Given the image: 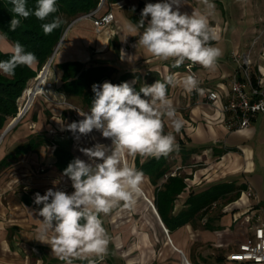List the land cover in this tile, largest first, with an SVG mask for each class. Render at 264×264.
I'll return each instance as SVG.
<instances>
[{
	"label": "crops",
	"instance_id": "crops-1",
	"mask_svg": "<svg viewBox=\"0 0 264 264\" xmlns=\"http://www.w3.org/2000/svg\"><path fill=\"white\" fill-rule=\"evenodd\" d=\"M157 2L162 0L105 2L103 8L115 12V35L109 28L98 31L88 16H78L68 24L52 63L55 88L67 102L38 100L0 147V264H67L52 254L50 245L35 239L43 220L38 214L42 205L34 203L35 193L55 190L47 176L70 185L67 193L74 191L71 179L56 165L57 147L63 146L75 158L90 163L81 149L112 145L99 130L81 134L68 129L71 123L84 119L77 110L90 111L94 93L91 87L78 95L68 93L65 84L76 81L80 73L65 81L64 63L81 62L82 70L98 67L103 74L97 84L137 81L133 84L137 91L144 83L151 85L168 75L176 74L180 80L185 74H195L201 88H215L226 100L237 68L231 54L248 52L254 78L264 80V0H209L213 9H207L203 0H181V13L211 12L209 24L220 36L211 44L223 50L214 69L187 60L174 68L173 60H158L143 47H134L143 29L130 32L128 25L136 26L145 5ZM1 42L6 44L5 50H13L7 39ZM243 82L250 90L249 82L244 78ZM168 97L183 127L176 132L172 122L165 119L164 131L175 135L178 149L159 158L125 155V162L144 174L141 194L134 204L121 202L108 215L102 214L111 240L107 255L102 261L97 259V264H264L227 258L256 227L264 225V114L259 112L249 127L230 130L222 122L220 104L206 101L203 93L195 100L193 91L177 84L169 86ZM19 146L24 147L23 152L16 154ZM6 160L10 163L1 167ZM154 161L166 170L159 177L142 168ZM176 175L184 178L186 186L177 195L170 216L189 208L193 194L219 183L245 184L246 188L235 198H228L234 192L223 198L212 209L208 223L194 218L171 226L167 236L163 225L168 226L156 205L157 191ZM25 185L28 192L23 189ZM248 187L253 194L247 192ZM72 264H88V260L73 259Z\"/></svg>",
	"mask_w": 264,
	"mask_h": 264
},
{
	"label": "clouds",
	"instance_id": "clouds-1",
	"mask_svg": "<svg viewBox=\"0 0 264 264\" xmlns=\"http://www.w3.org/2000/svg\"><path fill=\"white\" fill-rule=\"evenodd\" d=\"M10 3L11 31L20 26L21 19L34 15L45 21L58 11L57 0H36L34 10L27 7V0H10ZM203 3L207 9L214 8L209 0ZM180 5L181 0L147 3L138 24L128 25L130 32L143 29L134 47H143L155 59L173 60L174 68L187 60L214 69L223 50L211 44L220 39L217 29L209 24L211 12L193 11L189 15L181 13ZM60 25V18L54 17L41 27L44 34L49 35ZM5 39L6 34L0 33V41ZM36 62V55L16 42L10 59L0 61V72L14 75L17 67H32ZM52 63L53 60L51 69ZM136 82L105 81L92 85L94 99L90 111L77 110L84 119L67 127L81 134L99 130L104 138L112 140L111 147L96 144L81 149L91 162L77 157L69 163L63 174L72 181V193L51 188L43 195L35 193L34 203L42 205L38 214L43 217L35 239L50 245L52 254L67 264H72L73 259H86L88 264H97V259L102 261L111 240L103 226L102 214L108 215L121 202L126 206L134 204L141 194L144 174L129 166L125 155L159 158L178 149L175 135L164 131L165 119L172 122L176 132L183 127L168 97L169 86L180 84L188 92H203L195 74H185L180 80L176 74L168 75L151 85L144 83L138 91L133 87ZM261 84L264 85V80Z\"/></svg>",
	"mask_w": 264,
	"mask_h": 264
},
{
	"label": "trees",
	"instance_id": "trees-1",
	"mask_svg": "<svg viewBox=\"0 0 264 264\" xmlns=\"http://www.w3.org/2000/svg\"><path fill=\"white\" fill-rule=\"evenodd\" d=\"M101 0H57L58 11L51 14L45 21L37 19L34 15H31L27 19H21L20 26L15 31H11L9 28L10 21L13 19V13L11 12L12 5L10 0H0V33L6 34V39L14 44L16 42L21 43L26 51L33 52L37 57V62L32 67L19 66L15 69L14 75H6L0 72V134L6 128L7 124L13 119L19 112L18 99L24 94L29 81L34 78L38 70L49 60L52 56L61 36L68 24L80 15L87 14L96 9ZM113 0H106L110 2ZM36 0H27V7L34 10ZM54 17H59L61 25L54 30L51 34L45 35L41 25L53 20ZM0 41V61L9 60L13 50H5L2 47ZM64 75L65 81L68 77L75 76L80 73L76 78V81H71L65 84V90L68 93L76 94L82 93V91L92 85L97 84L102 77L103 71L98 69L89 68L82 70L83 64L81 62H69L64 63ZM82 70V71H81ZM76 84V85H74ZM74 85V86H73ZM90 95V94H89ZM89 98V96H87ZM89 102L90 98L88 99ZM9 121V122H8ZM2 130V131H1ZM25 146V145H24ZM24 147L19 146L16 154L23 152ZM15 154V155H16ZM57 156L56 165L64 172L70 162L75 157L63 146H59L55 150ZM13 160V159H11ZM10 163V160H6L2 163V166H6ZM145 172H149L157 177L162 175L166 170L161 167V164L155 161L151 164L142 167ZM155 177V178H157ZM186 186V182L182 176H170L168 181L164 184L163 188L157 191V207L158 210L168 226L169 230L175 225L183 224L194 218L203 219L207 217V222L210 220V213L212 205L219 204L222 199L234 192L232 196H229V200L237 197L241 190L246 188L245 184L237 185L234 182L219 183L211 188L202 191L198 194H193L190 199V206L184 209L177 215H169L170 211L174 208V203L177 195ZM227 198V199H228ZM172 226V227H171Z\"/></svg>",
	"mask_w": 264,
	"mask_h": 264
},
{
	"label": "built area",
	"instance_id": "built-area-1",
	"mask_svg": "<svg viewBox=\"0 0 264 264\" xmlns=\"http://www.w3.org/2000/svg\"><path fill=\"white\" fill-rule=\"evenodd\" d=\"M102 1L103 3L101 6L84 16L91 18L98 31H103L104 29L109 28L111 35H115L118 31L115 26V12L112 9L103 10L106 0H101L100 2ZM231 58L237 63V68L232 75V85L226 100L223 99L222 94L217 89L211 87L201 88L199 84V88L203 90L202 93L204 94L206 101L211 103L218 102L220 104V110L223 114L222 122L224 126L230 130L249 127L259 112L264 114V85L261 84L259 78H254L251 72V58L249 57L248 52H233ZM50 67L51 65L45 64L36 77V79H38L36 84L27 89L32 90L33 88H36L39 85L41 74ZM243 78L251 85L250 90H247L244 87ZM194 93L197 96L194 99L197 100L201 92L194 90L193 94ZM55 98L64 103L67 102L63 94H60L59 98L57 96ZM30 107L31 104L28 105L25 103V105L20 108L19 112L21 111L22 116H24ZM47 179L51 186H55V190L67 192L70 188V185L62 183L58 179H52L50 176H47ZM23 189L28 192V185L23 186ZM247 192L249 194L254 193L251 187L247 188ZM216 206L217 204L214 203L212 209ZM202 221L203 223H206L207 217L205 216ZM163 227L166 235L169 236V229L164 225ZM227 258L229 260L264 263V225L256 227L254 234L249 236L245 241L240 242L235 250L228 253ZM187 262L189 263L188 260Z\"/></svg>",
	"mask_w": 264,
	"mask_h": 264
},
{
	"label": "rangeland",
	"instance_id": "rangeland-1",
	"mask_svg": "<svg viewBox=\"0 0 264 264\" xmlns=\"http://www.w3.org/2000/svg\"><path fill=\"white\" fill-rule=\"evenodd\" d=\"M108 7V5L106 4V8ZM103 10H104V8H103ZM72 22V21H71ZM2 45V47L3 48H6V44L4 43V44H1ZM46 64V63H45ZM44 66V65H43ZM43 66L41 67V68H43ZM40 68V69H41ZM39 69V70H40ZM39 70H38V72H39ZM52 70V75H51V77L49 78V81L50 82H52L53 83V86H51V87H47V88H45L44 90H45V92H44V90L43 91H41V94L40 93H37V95H35V97L33 98V101H32V103H31V107H30V109L28 110V112H26V114H24V116H22L21 118H20V120L16 123V125L14 126V127H12V129H10L6 134H5V137H4V141H6L7 139H8V137H9V135L16 129V128H18V126L19 125H21L23 122H24V120H25V118L28 116V114H29V112L31 111V108L33 107V105H35L37 102H38V100H41L42 98H46V99H50V100H58L57 98H55L56 96L59 98V95L60 94H62V93H60V92H58L57 90L58 89H56L55 88V85H54V75H53V73H54V71H53V69H51ZM37 75H38V73H37ZM37 75L34 77V78H32L30 81H29V85L27 86V88H29V87H32V86H34L35 84H36V82L38 81V79H36V77H37ZM28 90L29 89H26L25 90V92H24V94L18 99V102H19V110H20V108L21 107H23L24 105H25V103H27V101H28V99H29V97H30V95H29V92H28ZM64 95V94H63ZM53 96V97H52ZM65 96V95H64ZM63 99V98H62ZM65 100L67 101V98H66V96H65ZM62 103H64V102H62ZM28 104V103H27ZM9 122V121H8ZM9 124V123H8ZM34 124L33 123H31V126H33ZM2 131V130H1ZM3 144V143H2Z\"/></svg>",
	"mask_w": 264,
	"mask_h": 264
},
{
	"label": "bare ground",
	"instance_id": "bare-ground-1",
	"mask_svg": "<svg viewBox=\"0 0 264 264\" xmlns=\"http://www.w3.org/2000/svg\"><path fill=\"white\" fill-rule=\"evenodd\" d=\"M51 75H52V70H51V68H48L46 71H44L41 74L39 85L36 88H33L32 90H30V89L28 90V92L30 94V97H29V99L27 101L28 105H30L32 103L33 98L35 97V95H37V93L41 94V91H43L45 88L52 86V82L49 81V78L51 77ZM12 120L13 119H11V121ZM8 125L9 124H7V126ZM4 137H5V135L1 136V134H0V147L2 146V143L4 141Z\"/></svg>",
	"mask_w": 264,
	"mask_h": 264
},
{
	"label": "water",
	"instance_id": "water-1",
	"mask_svg": "<svg viewBox=\"0 0 264 264\" xmlns=\"http://www.w3.org/2000/svg\"><path fill=\"white\" fill-rule=\"evenodd\" d=\"M102 3H103V1L99 3L98 7L101 6ZM98 7H97V8H98ZM80 16H83V15H80ZM77 18H78V17H77ZM77 18H75V19H77ZM75 19H74V20H75ZM74 20H73V21H74ZM73 21H72V22H73ZM69 25H70V24H69ZM69 25L66 27V30L68 29ZM66 30L64 31L63 35L61 36V38H60V40H59V42H58V44H57V46H56V48H55V50H54L52 56L49 58V60H48V62H47V65H50V64H51V62H52V60H53V58H54V55H55V53H56V51H57V49H58V47H59V45H60V43H61V41H62L64 35H65V33H66ZM21 117H22V112L20 111V112H19V113L13 118V120L10 121L9 125H8V126L4 129V131L1 133V136L5 135L10 129H12V127H14V126L16 125V123L20 120Z\"/></svg>",
	"mask_w": 264,
	"mask_h": 264
}]
</instances>
